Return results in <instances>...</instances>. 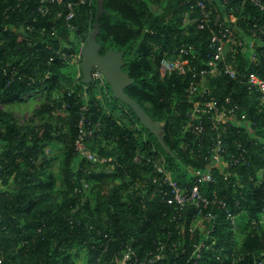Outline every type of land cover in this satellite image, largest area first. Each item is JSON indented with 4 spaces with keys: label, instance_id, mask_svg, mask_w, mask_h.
<instances>
[{
    "label": "trees",
    "instance_id": "trees-1",
    "mask_svg": "<svg viewBox=\"0 0 264 264\" xmlns=\"http://www.w3.org/2000/svg\"><path fill=\"white\" fill-rule=\"evenodd\" d=\"M97 2L93 0L91 5L77 9L72 22L77 28L78 42L83 40L86 44L89 40L96 23ZM38 5L37 0H0V105L21 101L34 93H45L51 100L54 91L63 90L61 102L54 99L52 105H44L35 115L63 109L68 116L60 117L55 124L21 126L11 113L0 108V264H76L82 252L84 264H112L113 257L121 254L129 243L139 255L155 250L159 240L170 247L167 235L176 223L171 221V213L164 216L168 210L159 198L143 209L139 187L126 199L115 191L104 199L107 203L104 210L97 199L95 207L86 202L75 211L79 202L75 188L81 186L83 179L90 183L129 179L142 185V181L153 176L154 162L158 160L164 162L183 187L191 184L194 175L207 170L206 151L215 131L206 124L207 131L200 144L191 130L186 129L191 106L185 101V89L193 74L186 71L161 79L159 62L163 58L175 59L180 47L186 45L196 52V57L190 59V67L210 69L216 51L212 47V30L230 26L236 31L239 27V36H249L255 24L264 22V13L251 4L242 6L241 0H234L232 7L213 11L210 27L199 29L194 21L196 11L186 0L105 1L107 13L99 20L101 32L97 38L100 54L104 55L108 49L125 52L123 70L134 80L125 92L154 120L166 122L165 140L174 153L170 156L132 109L114 99L108 84L106 99L110 111L106 112L97 99L99 91L93 84L83 83V74L79 78L68 76L70 67L55 51L60 48L68 51L69 45H73V41H67L70 32L64 18L56 21L55 13L34 21ZM218 13L222 21H214ZM229 13L235 14L236 24L225 21ZM256 52L263 63L264 40L256 42ZM226 58L229 63L237 59L238 78L245 72H256V65L242 48L235 58L232 49H227ZM197 81L209 86L212 95L222 101L230 97L232 104L238 103L241 114L246 116L242 123L232 117L229 125L222 126L227 147L225 164L213 169L217 183L209 186V191L215 189L226 200L238 219L236 226H232L225 211L217 210L215 226L208 235L192 234L189 226L193 213H189L180 221L184 229L182 237L179 240L173 233L172 240L185 243L188 249L191 243L206 240L209 249L200 264H231L239 258L237 264H264V110L260 111L257 101L247 95L239 79L224 74L223 62L215 76ZM84 92L88 93L92 119V127L86 125V129H95L89 136V147L115 157L120 164L109 175L85 172L89 164L80 161L75 152L77 119L85 103L79 95ZM120 109L127 110L133 120L119 125L116 112ZM97 120L101 121L100 130L93 127ZM133 124H138L139 130H134ZM55 143L64 145L63 183L58 190L52 168L59 156L51 157L47 151ZM108 145L113 146L108 149ZM138 149L143 157L141 164L134 162ZM242 157L246 164L242 163ZM230 162L234 164L229 165ZM259 180L260 184L254 183ZM177 261L174 254H168L158 264Z\"/></svg>",
    "mask_w": 264,
    "mask_h": 264
},
{
    "label": "built area",
    "instance_id": "built-area-1",
    "mask_svg": "<svg viewBox=\"0 0 264 264\" xmlns=\"http://www.w3.org/2000/svg\"><path fill=\"white\" fill-rule=\"evenodd\" d=\"M23 1V0H20ZM39 3L36 10V17L34 21L44 20L46 17L55 13L56 21L64 18L66 28L70 32V37L67 41L71 40V35L75 34L76 26L72 22L76 18L77 9L80 6L91 5L93 0H37ZM186 3L195 10V23L198 24L199 29H205L210 27L211 21H213V11H218L219 8L225 9L232 7L234 0H186ZM251 4L257 7L262 13H264V1L263 0H241V5ZM214 21H222L220 13L217 14ZM225 21L236 24V16L234 13H229L226 16ZM44 31V29H42ZM250 42V56L249 61L256 65V72H245L238 78L239 72L235 66V61L227 62L225 54V44L231 43L234 45L232 52L234 58L239 54V49L246 51L245 44L242 41V37L235 34L234 28L230 26L221 27L218 30H212V47L216 49L215 55L211 61V68H191L190 59L196 57L195 49L182 45L177 51V57L175 59L163 58L159 62V73L161 79H168L175 73L183 75L186 71H190L193 74V79L189 82L185 89V101L191 106L187 116L188 125L186 129L191 130L192 134L196 137V140L203 144V137L207 131L206 124H210V127L215 131V135L211 138L212 144L208 146L206 151L205 160L209 163V168L203 172L194 175V180L189 186H181L173 177L171 171H169L162 160L154 162L153 176L149 177L140 183H136V189L141 187L139 196L143 198V209H147V203L154 204L156 199L167 207L168 212L164 213V216L171 213V221L175 222L174 230H170L167 235V239L170 241V247L168 243L163 240H159L155 243V250L146 251L142 255H139L132 243L127 244L125 249L123 248L121 254L115 255L112 259V264H158L168 258V254H174L177 258V264H200V260L205 257V253L209 249V245L206 240L191 243L190 249L185 246V243H180L172 240L173 233H176L179 240L184 233V229L181 227L180 221L182 218L187 217L189 213H193V217L190 222L189 232H201V225L204 221L210 222L206 232H201L208 235L215 226L216 219L218 217L217 210H223L226 213V219L230 221L232 226H236L238 215L230 211L228 204L224 198H221L218 192L213 189L209 191L210 185L217 183L214 176L213 169L225 164L223 156L227 153V147L223 140L222 126L230 124L232 117L236 122H243L245 115L241 114L240 106L238 103L232 104V99L229 97L226 101H222L212 95V89L209 86H203L197 80H203L208 77L216 75L217 67L223 62V72L231 79H239L240 83L245 86L247 95L255 99L258 103L260 111L264 110V62H259V56L256 52V42L264 40V22L262 24H255L251 30V34L247 36ZM85 43L80 42V48L77 52L73 50V45H69L68 51H62V48L56 50V55L65 64L70 67L76 68L80 73L82 57L80 55V49ZM264 57V52L262 53ZM53 60V59H52ZM237 62V61H236ZM81 77V75L79 76ZM78 77V78H79ZM198 78V79H197ZM197 79V80H196ZM93 86L99 91L98 94L102 95V90L106 93V79L104 74L94 68L92 72ZM101 92V93H100ZM79 97L83 98L85 103L81 106V115L77 119L78 134L75 140L74 148L80 161H86L89 167L85 169L87 173H105L107 175L115 171L120 167L118 160L113 156L102 155L99 152L92 151L89 147V136L94 132V128L91 130L86 129V125H91L92 119L90 110L91 105L89 102L88 93L84 92ZM99 99V96H97ZM132 121V117L129 112L124 109H120L116 112V120L119 125H123ZM96 127L100 130L101 121L97 120ZM131 127L134 130H139L138 124H133ZM240 133L241 130H238ZM241 147V145H239ZM195 154L194 150L191 151ZM199 156L202 152H198ZM243 164H246V159L241 158ZM79 161V162H80ZM143 157L140 149L134 157V162L141 164ZM230 162L229 165H233ZM253 181V179H251ZM259 180L254 182L260 184ZM90 182L83 179L81 186L75 188V194L79 196V202L75 211L85 206L87 202L86 192ZM208 189V190H207ZM147 197L148 199L144 200ZM133 240V239H132ZM169 248L168 254L166 253ZM108 249L106 248L105 251ZM121 255V256H120ZM180 255L183 257L180 258ZM239 259H234L231 264H237Z\"/></svg>",
    "mask_w": 264,
    "mask_h": 264
},
{
    "label": "rangeland",
    "instance_id": "rangeland-1",
    "mask_svg": "<svg viewBox=\"0 0 264 264\" xmlns=\"http://www.w3.org/2000/svg\"><path fill=\"white\" fill-rule=\"evenodd\" d=\"M239 33V34H238ZM235 34L238 36L241 35L239 32V27L235 31ZM77 37L75 34L71 35V40L73 41V50L75 48H80V42L79 40H76ZM242 41L245 44V49L244 50L245 54L249 57L250 56V42L248 41L247 36L242 37ZM85 42V41H83ZM225 54L227 49L230 48L233 49L234 45L231 43H226L225 44ZM70 67V66H69ZM68 76L71 78H78L82 73H80L76 68L70 67V69H67ZM68 86L66 83L64 84ZM103 92V90H102ZM64 92L63 90H56L53 93L52 99H48L47 95L45 93H34L28 96L23 97V100L21 101H14L10 103L9 105H0V108L3 109L6 112H9L13 115L15 121L17 124L21 126H30V125H35V126H41L45 123H58L60 117L67 118L68 114L63 111V109H55L53 112H46L44 111L43 114L41 115H35L36 111L43 109L44 105H52L53 100L55 99V102H61L63 98ZM96 96H99V101L105 108L106 112L110 111V107L107 105V99L106 97L109 96V92L107 90V94L101 95L98 94ZM113 145H108V149H110ZM48 153L50 154L51 157L59 156V159L54 161L53 163V172L55 173L56 176V190L62 188V183H63V171H62V159H63V154H64V145L61 143H55L52 146L48 148ZM136 183H131L129 179H109L105 181H94L93 183H90V186L87 189L86 192V198L87 202H90L92 207H95L97 203V199H100L101 201V209L104 210L107 207V203H104L105 198H109L114 195L115 191H118L123 197L126 199L130 195H132L134 192H136ZM210 222L204 221L203 224L201 225V232H206V230L209 227ZM198 232V233H201ZM203 234V233H202ZM259 258L261 256H258ZM84 259H85V252L81 253V257L76 261V264H84ZM264 260V258H262Z\"/></svg>",
    "mask_w": 264,
    "mask_h": 264
},
{
    "label": "water",
    "instance_id": "water-1",
    "mask_svg": "<svg viewBox=\"0 0 264 264\" xmlns=\"http://www.w3.org/2000/svg\"><path fill=\"white\" fill-rule=\"evenodd\" d=\"M105 1L98 0L96 23L88 42L80 49L82 81L86 85L91 84L94 68L100 70L104 74L107 84L111 87L114 99L129 106L141 124L157 138L167 155L174 156L172 149L165 140L166 122L154 120L136 100L130 98L125 92L126 88L134 83L129 74L123 70L126 65L125 52L108 49L104 55L100 54L101 46L97 38L101 32L99 20L102 15L107 13Z\"/></svg>",
    "mask_w": 264,
    "mask_h": 264
}]
</instances>
